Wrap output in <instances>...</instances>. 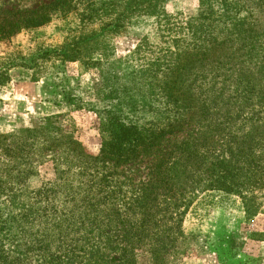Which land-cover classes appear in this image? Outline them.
Returning a JSON list of instances; mask_svg holds the SVG:
<instances>
[{
  "label": "rangeland",
  "instance_id": "1",
  "mask_svg": "<svg viewBox=\"0 0 264 264\" xmlns=\"http://www.w3.org/2000/svg\"><path fill=\"white\" fill-rule=\"evenodd\" d=\"M38 1L0 5L27 9ZM53 7L45 23L0 40L10 76L1 101L18 97L14 88L32 79L45 102L39 116L0 130V264H264V183L242 195L195 196L179 236L162 204L143 223L132 161L99 159L112 133L133 126L152 139L171 119L187 124L184 114L193 111L206 119L192 125L231 134L219 141L264 144V0H67ZM70 43L79 48L74 60L38 58L62 54ZM175 76L184 98L197 97L201 107L166 105ZM167 203L173 212L184 208ZM167 226L171 235L160 248ZM151 247L163 249L158 258Z\"/></svg>",
  "mask_w": 264,
  "mask_h": 264
},
{
  "label": "trees",
  "instance_id": "2",
  "mask_svg": "<svg viewBox=\"0 0 264 264\" xmlns=\"http://www.w3.org/2000/svg\"><path fill=\"white\" fill-rule=\"evenodd\" d=\"M60 2L67 0L48 2L39 0L35 7L27 9L0 5V40L9 39L21 30L45 23L49 19V11ZM61 49L65 50L61 52L62 54L57 53V49H53L43 51L42 56L38 58L47 59L53 53L57 54L61 61H71L74 60L73 54L79 48L78 44L70 43L62 46ZM8 70L9 65H3L0 61V86H4L10 80ZM177 79L178 76H175L167 81L166 105L172 102L177 107L188 104L195 107L197 103L198 107H201L202 101L197 97L184 98L180 93L178 86L180 82L177 83ZM184 116L187 124L181 127L180 121L171 119L166 129L157 135L152 134L155 135L152 139L147 138L133 126L114 132L112 135L115 141L110 146L107 142L103 144L99 158L103 161V158L108 156V160L115 159L114 163L132 161V173L137 176L135 206L141 211L143 223L147 221L143 218L145 213L149 216L150 209H157L162 204L164 211H167L164 219L166 221L175 219L179 236L182 234L179 225L188 204L195 196L199 194L208 196L213 192L242 195L249 188L264 183L262 142L260 145L246 143V140L239 141L237 136L219 141L220 135L231 134L218 126L209 128V126L192 125L206 119V114L193 111L185 113ZM249 137L251 136L247 139H250ZM257 149H260L259 153ZM125 152H128V156L123 158ZM112 153L116 158H113ZM170 199L176 201L177 206H183V210L178 211L177 208V211H171L167 203ZM257 210V207L251 210L245 207L246 213L255 214ZM170 230V227L163 230L159 238L160 248H165L166 239L171 235ZM151 248L155 258H158V254L163 251L156 249L157 247Z\"/></svg>",
  "mask_w": 264,
  "mask_h": 264
},
{
  "label": "crops",
  "instance_id": "3",
  "mask_svg": "<svg viewBox=\"0 0 264 264\" xmlns=\"http://www.w3.org/2000/svg\"><path fill=\"white\" fill-rule=\"evenodd\" d=\"M22 80V79H21ZM15 97L8 102L0 99V130L11 125L19 117L31 118L39 116L45 110L42 98V86L39 81H21L14 88Z\"/></svg>",
  "mask_w": 264,
  "mask_h": 264
}]
</instances>
